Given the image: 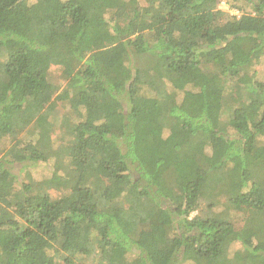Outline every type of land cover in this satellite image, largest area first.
<instances>
[{
    "label": "trees",
    "instance_id": "1",
    "mask_svg": "<svg viewBox=\"0 0 264 264\" xmlns=\"http://www.w3.org/2000/svg\"><path fill=\"white\" fill-rule=\"evenodd\" d=\"M227 2L0 0V264H264V0Z\"/></svg>",
    "mask_w": 264,
    "mask_h": 264
},
{
    "label": "rangeland",
    "instance_id": "2",
    "mask_svg": "<svg viewBox=\"0 0 264 264\" xmlns=\"http://www.w3.org/2000/svg\"><path fill=\"white\" fill-rule=\"evenodd\" d=\"M240 6H243L249 9V7L246 5L241 4ZM219 7L221 10L227 11L230 16L239 14L237 10L231 9L230 4H228L227 0H220ZM256 70L264 71V61L260 66H256ZM61 71L62 69L53 67L52 69L53 78H57L60 75ZM262 71H260V74H258L257 77L260 78L263 75ZM68 95H69L68 93L65 94V85L63 83L61 86H59L58 93L56 94L54 98V103H55L56 108L54 109L55 111H53L50 114V121L52 122V127H48L45 133H43L42 135L43 141L49 142L53 146L54 149H58L62 142L63 131L61 129L62 128L61 121L69 113L68 105L65 104L66 102L62 101V99H65ZM222 121L225 124L228 122V116L226 114L223 115ZM9 142L10 141L7 140V141L0 143V148L3 151H6V150L8 151L9 146H10L8 145ZM3 155L4 153L0 151V159ZM53 166H54V163L52 162L37 163V164L29 165L27 166L25 170H22L23 169L22 166L17 165L16 168L13 167V173L15 172L16 174L19 175L20 182H27L30 179H33L36 181H42V180L48 179L51 176L54 170ZM52 194L54 195L55 198L61 195L60 193H56V192H52ZM248 209H249L248 207H245V208H241L239 211L230 213L229 216L237 229H241L243 227L242 213H244ZM240 248L241 247L239 245H235L230 251H228L227 256L232 257L234 251Z\"/></svg>",
    "mask_w": 264,
    "mask_h": 264
}]
</instances>
